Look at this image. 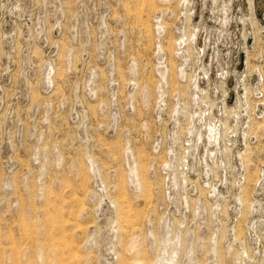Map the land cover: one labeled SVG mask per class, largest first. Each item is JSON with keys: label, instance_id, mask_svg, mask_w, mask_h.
<instances>
[{"label": "rangeland", "instance_id": "rangeland-1", "mask_svg": "<svg viewBox=\"0 0 264 264\" xmlns=\"http://www.w3.org/2000/svg\"><path fill=\"white\" fill-rule=\"evenodd\" d=\"M0 264H264V0H0Z\"/></svg>", "mask_w": 264, "mask_h": 264}]
</instances>
